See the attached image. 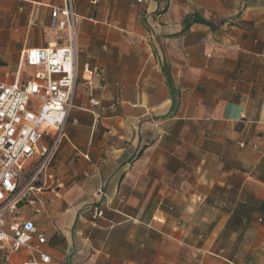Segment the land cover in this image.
Listing matches in <instances>:
<instances>
[{
	"label": "crops",
	"instance_id": "1",
	"mask_svg": "<svg viewBox=\"0 0 264 264\" xmlns=\"http://www.w3.org/2000/svg\"><path fill=\"white\" fill-rule=\"evenodd\" d=\"M20 1L48 23L63 5ZM73 4L74 108L43 202L20 211L43 250L63 264H264V0Z\"/></svg>",
	"mask_w": 264,
	"mask_h": 264
},
{
	"label": "built area",
	"instance_id": "2",
	"mask_svg": "<svg viewBox=\"0 0 264 264\" xmlns=\"http://www.w3.org/2000/svg\"><path fill=\"white\" fill-rule=\"evenodd\" d=\"M39 19L36 9L31 24ZM78 19L73 0H63L52 9L49 26L65 33L67 44L23 50L13 82L11 73L0 74V251L7 258L27 251L32 257L25 264H63L43 250L46 237L20 211L23 205L41 204L44 188L54 180L49 171L74 108L79 76ZM25 68L34 69V75H23ZM32 100L37 111L30 110ZM99 195L106 197L103 189ZM90 214L96 224L104 207L95 204Z\"/></svg>",
	"mask_w": 264,
	"mask_h": 264
},
{
	"label": "rangeland",
	"instance_id": "3",
	"mask_svg": "<svg viewBox=\"0 0 264 264\" xmlns=\"http://www.w3.org/2000/svg\"><path fill=\"white\" fill-rule=\"evenodd\" d=\"M43 3L59 4L63 0H35ZM35 5L29 1L20 0H0V62L4 67L0 69L1 75L11 73V81L15 77L19 65L20 51L22 48H34V44L42 47L55 42L57 34L55 29H49L47 20H38L36 24H31L30 17ZM22 9V11H20ZM50 10V9H49ZM43 14H47V9L43 8ZM80 33V23L78 22ZM78 59L81 58V48ZM23 75H34V69H23ZM30 110L37 111V101L32 100Z\"/></svg>",
	"mask_w": 264,
	"mask_h": 264
},
{
	"label": "trees",
	"instance_id": "4",
	"mask_svg": "<svg viewBox=\"0 0 264 264\" xmlns=\"http://www.w3.org/2000/svg\"><path fill=\"white\" fill-rule=\"evenodd\" d=\"M0 66H3L4 67V64L0 62ZM177 107H178V102L175 99V101L173 102L172 113H174L176 111Z\"/></svg>",
	"mask_w": 264,
	"mask_h": 264
}]
</instances>
